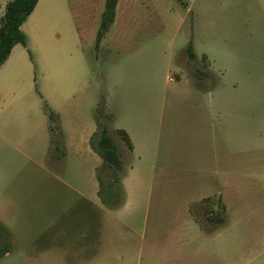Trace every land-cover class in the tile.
Segmentation results:
<instances>
[{"label":"rangeland","instance_id":"obj_1","mask_svg":"<svg viewBox=\"0 0 264 264\" xmlns=\"http://www.w3.org/2000/svg\"><path fill=\"white\" fill-rule=\"evenodd\" d=\"M105 2L38 0L0 66V221L13 242L0 264H31L30 243L80 193L98 202L96 169L113 175L90 146L102 124L128 211L104 210L101 226L138 223L129 212L145 207L161 223L205 222L201 198L218 192L238 210L228 221L263 228L264 0H116L98 38Z\"/></svg>","mask_w":264,"mask_h":264},{"label":"crops","instance_id":"obj_2","mask_svg":"<svg viewBox=\"0 0 264 264\" xmlns=\"http://www.w3.org/2000/svg\"><path fill=\"white\" fill-rule=\"evenodd\" d=\"M37 4L38 1L35 7ZM4 10L5 7H0V18ZM205 74L199 71V75ZM132 149L126 148L128 153ZM63 155L62 151L55 159ZM122 165L125 164L122 162ZM151 195L146 196L147 201L152 199ZM97 198L98 202L80 193L73 210L69 208L57 219L65 224L51 223L41 234L46 238L30 243L24 253L27 261L31 264H264V225L262 228L255 223L228 221L227 216L237 214L238 210H227L223 203L225 197L218 192L201 198L207 200L204 203L205 222L196 220L192 211L189 213L191 206L197 203L193 201L187 204L190 221L184 224H176L174 220L161 223L156 210L145 207L142 212H129V215H137L138 223H132L128 217L117 224L101 226V212L113 208L102 204L98 194ZM126 198L123 196L120 204L124 207L122 211H128ZM251 214L256 220V212L253 210ZM0 225V256H3L10 253L13 242L1 221ZM101 231L105 232V239L99 238L103 234L100 235Z\"/></svg>","mask_w":264,"mask_h":264},{"label":"trees","instance_id":"obj_3","mask_svg":"<svg viewBox=\"0 0 264 264\" xmlns=\"http://www.w3.org/2000/svg\"><path fill=\"white\" fill-rule=\"evenodd\" d=\"M38 0H10L5 6L3 15L0 18V65L8 57L12 47L18 43L25 44L26 36L20 29L21 24L26 20L34 9ZM183 3V0H180ZM116 0H106L105 9L102 14L98 38L108 29L114 19ZM188 54L193 57L191 45L188 46ZM120 138L126 144L128 150L132 149V143L125 130H118ZM90 146L102 159V164L111 168V177L104 175L98 167L96 178L98 181L97 194L102 204L109 208H116L121 204L123 191L118 172L122 170L117 145L109 134L106 125H99L98 129L90 138ZM117 180V181H116ZM116 181V182H115ZM2 226L0 225V230Z\"/></svg>","mask_w":264,"mask_h":264}]
</instances>
